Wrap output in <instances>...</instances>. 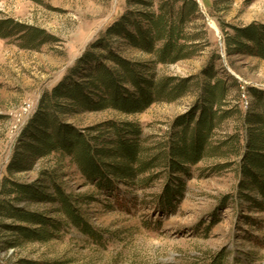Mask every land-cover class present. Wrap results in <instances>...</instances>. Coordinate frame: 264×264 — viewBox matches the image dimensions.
<instances>
[{
	"label": "rangeland",
	"instance_id": "1",
	"mask_svg": "<svg viewBox=\"0 0 264 264\" xmlns=\"http://www.w3.org/2000/svg\"><path fill=\"white\" fill-rule=\"evenodd\" d=\"M194 1L198 10L190 15L187 31L197 41L190 43L185 59L164 65L155 55L132 46L124 35L109 33L124 19L129 20L124 25L129 31H134L133 23L143 22L142 14L149 9L137 0H0V26L7 33L0 37V203L6 199L52 221L49 240L24 242L6 228L16 223L0 215V264H209L221 252L229 264H264V200L256 191L241 193L245 180L236 164L227 167L228 160L206 158L186 167L189 176L176 174L186 188L165 209L159 197L172 174L168 164L158 163L135 180L102 190L70 157L58 163L60 157L53 154L22 170L12 168L23 162L17 158L45 95L62 82L89 81L87 74L101 65L120 69L112 55L134 64L147 77L152 66L155 80L186 82L189 90L134 115L77 107L70 115L56 116L62 127L81 131L99 148L96 138H113L112 125L138 124L144 148L155 154L181 119L192 111L199 115L205 106L202 86L210 79L226 87L221 110L229 115L216 128L213 143L218 145L237 131L245 140L246 115L258 100L254 91L264 96V58L254 44L255 39L264 41V0ZM165 2L153 0L154 10ZM184 5L176 2L175 10ZM38 32V38L27 39ZM47 173L58 176L57 184L87 226L71 224L60 213V202L2 195L6 180L37 189L45 186ZM48 192L55 195L52 189Z\"/></svg>",
	"mask_w": 264,
	"mask_h": 264
},
{
	"label": "trees",
	"instance_id": "2",
	"mask_svg": "<svg viewBox=\"0 0 264 264\" xmlns=\"http://www.w3.org/2000/svg\"><path fill=\"white\" fill-rule=\"evenodd\" d=\"M152 1L137 0L141 5H146L149 11L142 14V25L133 23L134 31H129L124 26L129 22L124 19L123 22L111 27L109 33L124 35L132 46L155 55L160 64L177 63L190 54V43L193 45L197 41V36L188 34L187 27L190 15L197 12L198 6L194 0H171L173 5L168 0L169 3L165 2L158 10H154ZM176 2H184V8L175 10ZM144 22L146 27L143 25ZM262 29L264 33V28ZM4 31L6 30L0 26V37L7 36ZM36 34L40 36L39 32L29 33L27 39L33 41L38 38ZM233 41L236 45L241 44L238 39ZM254 44L258 56L264 58V41L255 39ZM111 57L120 69L115 70L101 65L95 72L87 74L89 81L73 82L70 85L62 82L51 94L45 95L41 110L28 129L26 135L28 139L22 143V150L17 158L23 162L13 164L12 168L22 170L29 162L32 166L35 161L53 154L60 157L58 163L70 157L78 166V170L102 190L114 188L115 182L118 181L135 180L155 170L159 164H168L172 174L165 182L163 193L159 197L160 206L165 209L169 205L171 208L172 200L183 196V190L186 188V182L176 174L189 176L187 166L197 165L206 158L218 157L228 160L227 167L237 165L238 173L245 180L241 182V193L243 190L256 191L264 200V96L261 97L259 92L254 91L258 100L252 111L246 115L245 140H242V133L237 131L218 145L213 143L216 128L229 117L221 110L226 105L227 89L221 83L210 79L202 86L205 106L200 108L199 115L192 111L191 115L181 119L175 125L174 134L171 133V137L168 136L160 143L155 154L144 148L143 132L138 124H127V128L112 125L113 138L110 140L96 138L101 143L99 148L98 144L93 145L90 137L81 131L68 126L62 127L56 116L70 115L77 107L83 110L112 109L134 115L145 111L157 101L172 102L189 90V83L186 82L155 80L157 74L152 66L149 67L151 74L147 77L142 73L143 70L135 68L134 64L115 55ZM118 73H123L122 78L117 76ZM225 149L232 154L224 152ZM231 156H235L236 160H229ZM165 168L167 166L163 171ZM220 169H224L223 166ZM45 177H47L45 186L37 189L6 180L2 195L37 203L60 202L62 206L60 213L71 224L87 226L72 205L71 197L57 184L58 176L47 173ZM145 181L150 182V179ZM50 189L55 191V195L49 194ZM244 197L249 200V196ZM0 215L16 223L6 228L12 229L24 242H45L52 237L48 228L52 221L43 214L15 207L12 202L4 199L0 203ZM36 226L39 228H33ZM55 226L57 227V224ZM209 264H229L226 253H219Z\"/></svg>",
	"mask_w": 264,
	"mask_h": 264
},
{
	"label": "built area",
	"instance_id": "3",
	"mask_svg": "<svg viewBox=\"0 0 264 264\" xmlns=\"http://www.w3.org/2000/svg\"><path fill=\"white\" fill-rule=\"evenodd\" d=\"M30 107V106H29Z\"/></svg>",
	"mask_w": 264,
	"mask_h": 264
}]
</instances>
